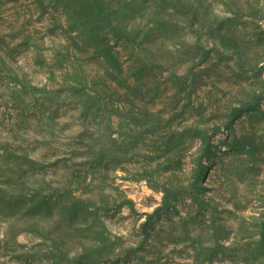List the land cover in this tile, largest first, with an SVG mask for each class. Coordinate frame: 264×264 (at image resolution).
<instances>
[{"label": "rangeland", "instance_id": "rangeland-1", "mask_svg": "<svg viewBox=\"0 0 264 264\" xmlns=\"http://www.w3.org/2000/svg\"><path fill=\"white\" fill-rule=\"evenodd\" d=\"M82 262L264 264V0H0V264Z\"/></svg>", "mask_w": 264, "mask_h": 264}, {"label": "trees", "instance_id": "trees-1", "mask_svg": "<svg viewBox=\"0 0 264 264\" xmlns=\"http://www.w3.org/2000/svg\"><path fill=\"white\" fill-rule=\"evenodd\" d=\"M106 58L108 60L109 59H113V57L110 56V55H108L107 53H106ZM238 111L239 110H237L235 112V115L238 114ZM175 198H178V192L177 191H168L167 194H166V196H165V202H164V204L161 207L157 208L156 211L151 216L160 215V214L162 216L168 215V213H169V211L171 209V207H170V205L168 203V199L170 200V199H175ZM81 264H87V263L86 262H82Z\"/></svg>", "mask_w": 264, "mask_h": 264}]
</instances>
